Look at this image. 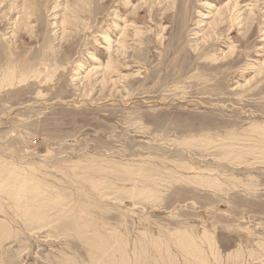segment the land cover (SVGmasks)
Returning a JSON list of instances; mask_svg holds the SVG:
<instances>
[{"label": "rangeland", "instance_id": "rangeland-1", "mask_svg": "<svg viewBox=\"0 0 264 264\" xmlns=\"http://www.w3.org/2000/svg\"><path fill=\"white\" fill-rule=\"evenodd\" d=\"M0 167V264H264V0H0Z\"/></svg>", "mask_w": 264, "mask_h": 264}, {"label": "bare ground", "instance_id": "bare-ground-1", "mask_svg": "<svg viewBox=\"0 0 264 264\" xmlns=\"http://www.w3.org/2000/svg\"><path fill=\"white\" fill-rule=\"evenodd\" d=\"M229 4V3H228ZM239 6V5H238ZM237 7V6H236ZM227 8H229V5H227L226 6V9ZM155 10V9H154ZM239 12V11H238ZM220 15V14H219ZM238 15V14H237ZM233 16V15H232ZM239 16V15H238ZM126 24V23H125ZM239 24V23H238ZM219 26V25H218ZM128 28V27H127ZM137 28V27H136ZM133 29H134V27H133ZM132 29V30H133ZM126 30V29H125ZM137 30V29H136ZM121 31V30H120ZM123 31V30H122ZM127 31H128V29H127ZM126 35V34H125ZM127 36V35H126ZM136 36H138V35H136ZM110 40V39H109ZM69 41V40H68ZM120 41V40H119ZM68 43V42H67ZM243 44V43H242ZM65 46V45H64ZM126 46V45H125ZM122 51V50H121ZM213 60V59H212ZM115 67V66H114ZM120 71V70H119ZM91 72V71H90ZM92 75V74H91ZM7 77V76H6ZM5 77V78H6ZM83 85V84H82ZM106 86V85H105ZM1 168V167H0ZM6 174V173H5ZM6 176V175H5ZM8 183V182H7ZM30 186V185H29ZM22 190V189H21ZM1 192V191H0ZM17 193H19V192H17ZM19 198H21V197H19ZM30 199V198H29ZM40 199V198H39ZM28 200V199H27ZM2 201V200H1ZM9 201V200H8ZM25 201V200H24ZM31 201V200H30ZM2 205V204H1ZM51 205V204H50ZM16 207V206H15ZM53 208V207H52ZM15 209V208H14ZM43 214V213H42ZM35 219V218H34ZM198 227V226H197ZM126 230V229H125ZM185 233H187V232H185ZM189 233V232H188ZM190 234V233H189ZM197 238V237H196ZM205 240V239H204ZM162 241V240H161ZM211 241V240H210ZM97 242V241H96ZM148 242V241H147ZM181 242H182V244H183V247H185V250H187V252H189V254L192 256L193 254L194 255H197L198 256V258H200L199 256L201 255L202 257H204V258H202V259H204L205 261H206V259H205V256H203V255H205V253H203V251H202V249L200 248V246H197L193 241H192V239H189V238H187V237H182V239H181ZM98 243V242H97ZM167 243V242H166ZM214 243V242H213ZM95 244V243H94ZM215 244V243H214ZM240 244V243H239ZM98 245V244H97ZM213 245V244H212ZM213 246H215V245H213ZM210 248V247H209ZM218 248V247H217ZM147 250H148V248H147ZM94 253V252H93ZM177 253V252H176ZM179 254V253H178ZM203 254V255H202ZM133 255V254H132ZM188 255V254H187ZM217 255V254H216ZM130 256V255H129ZM123 257V256H122ZM143 259V258H142ZM194 260V259H193ZM196 260H198V259H196ZM195 260V261H196ZM230 260V259H229ZM187 261H189V260H187ZM191 261V260H190ZM200 261V260H199ZM91 262V261H90ZM123 262H124V260H123ZM175 262V261H174ZM210 262V261H209ZM138 263V262H137ZM173 263V262H172ZM199 263V262H198ZM201 263V262H200ZM199 263V264H200ZM179 264V263H178Z\"/></svg>", "mask_w": 264, "mask_h": 264}]
</instances>
